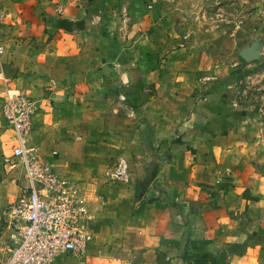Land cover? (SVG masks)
<instances>
[{
  "label": "crops",
  "instance_id": "1",
  "mask_svg": "<svg viewBox=\"0 0 264 264\" xmlns=\"http://www.w3.org/2000/svg\"><path fill=\"white\" fill-rule=\"evenodd\" d=\"M176 37L146 0H0V210L25 178L5 166L6 87L34 99L31 146L96 210L59 264H264L259 139L214 49ZM113 160L126 181L107 183Z\"/></svg>",
  "mask_w": 264,
  "mask_h": 264
},
{
  "label": "built area",
  "instance_id": "2",
  "mask_svg": "<svg viewBox=\"0 0 264 264\" xmlns=\"http://www.w3.org/2000/svg\"><path fill=\"white\" fill-rule=\"evenodd\" d=\"M0 80L7 82L1 73ZM2 95V114L15 137L5 166L21 165L25 178L17 198L0 210V264H59L70 253L84 254L94 238L91 195L80 182L62 178L31 146L34 99L7 87ZM127 172L119 160L105 173L106 181H126Z\"/></svg>",
  "mask_w": 264,
  "mask_h": 264
},
{
  "label": "rangeland",
  "instance_id": "3",
  "mask_svg": "<svg viewBox=\"0 0 264 264\" xmlns=\"http://www.w3.org/2000/svg\"><path fill=\"white\" fill-rule=\"evenodd\" d=\"M146 5L157 9L177 37L214 49L220 75L232 79L229 105L259 139L258 166L264 169V0H146Z\"/></svg>",
  "mask_w": 264,
  "mask_h": 264
}]
</instances>
